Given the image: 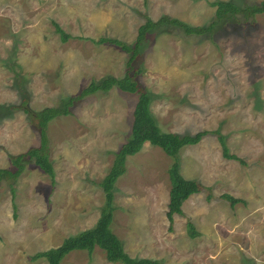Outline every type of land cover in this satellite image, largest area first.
<instances>
[{
    "label": "rangeland",
    "instance_id": "obj_1",
    "mask_svg": "<svg viewBox=\"0 0 264 264\" xmlns=\"http://www.w3.org/2000/svg\"><path fill=\"white\" fill-rule=\"evenodd\" d=\"M213 1L0 0V169L14 170L12 155L40 145L37 111L63 105L92 80L126 73L130 54L93 39L134 44L147 17L208 25ZM226 21L200 35L159 26L141 46L137 79L154 94L151 110L161 128L210 132L180 150L182 174L205 188L184 202L173 225L167 217L173 159L149 142L128 156L114 187L111 228L132 257L264 264V14ZM54 22L71 38L63 41ZM137 100L118 87L76 100L70 115L48 125L54 180L30 159L18 178L0 179V264H48L36 253L95 225L106 206L100 183L131 134ZM216 130L243 162L223 156ZM223 193L242 200L232 206ZM60 264L124 263L96 246L91 254L73 250Z\"/></svg>",
    "mask_w": 264,
    "mask_h": 264
},
{
    "label": "trees",
    "instance_id": "obj_2",
    "mask_svg": "<svg viewBox=\"0 0 264 264\" xmlns=\"http://www.w3.org/2000/svg\"><path fill=\"white\" fill-rule=\"evenodd\" d=\"M147 3L148 0H145ZM216 7L215 18L208 25H190L189 23L168 15L161 16L154 20L147 17L145 23L140 25L138 34L134 44H129L121 39L114 37L102 36L99 39H93L98 44H115L130 54L127 62L126 73L121 77L106 76L100 80H92L77 96L70 97L63 105L45 107L36 112L39 118L40 145L29 148L27 151L12 155L11 160L15 165V169H0V179L3 177L18 178L24 171V161L27 159L34 160L35 163L48 173L54 180L55 169L50 159L48 125L55 117L62 115H70L71 104L76 100H80L87 95L98 91L107 92L114 87H118L122 91L137 93L138 100L134 108V119L129 138L120 148L115 151V158L109 172L101 181V186L106 195V206L92 227L65 238V240L57 247H52L44 251L36 253V257H44L48 264H60L62 259L71 251L76 249L88 250L91 254L96 246H100L106 252V257L110 261H121L124 264H164L159 259L152 258H137L129 255L123 246L121 239L112 230L114 213V187L121 175L126 172L127 158L140 152L146 142L158 146L173 159L169 167V176L171 179L170 199L168 203L167 217L170 224L173 225L175 215L183 214L184 202L195 193L201 192L205 186L195 179L184 177L181 172V164L179 162V153L183 146L194 145L199 143L205 135L210 131L201 130L196 133L179 134L177 132L165 131L159 125L152 110L151 103L154 94L145 88L137 79L142 67L136 66L135 62L139 56L141 46L148 32L159 26H177L187 34H205L211 33L216 26L222 22H227L228 19L239 18L240 15L244 20L254 18L258 14H264V0L257 3L236 4L232 0H216L212 2ZM57 32L60 34L63 41L71 38L60 24L54 22ZM218 135L222 147V154L227 159L244 160L238 155L230 153L227 144L226 136L220 130L214 132ZM210 187H207L209 189ZM212 195L210 193L209 197ZM222 198L230 201L232 206L241 201V198L235 197L230 193H223ZM171 228V226H170ZM188 233L191 237H196L199 231L193 221L187 223Z\"/></svg>",
    "mask_w": 264,
    "mask_h": 264
}]
</instances>
